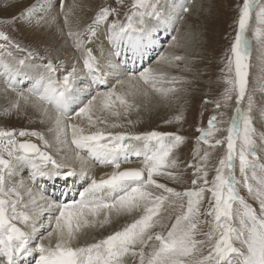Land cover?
<instances>
[{
	"label": "snow or ice",
	"instance_id": "obj_1",
	"mask_svg": "<svg viewBox=\"0 0 264 264\" xmlns=\"http://www.w3.org/2000/svg\"><path fill=\"white\" fill-rule=\"evenodd\" d=\"M116 3L123 6V0H116ZM71 11L70 8L65 13L66 25ZM188 11L189 8H182V12ZM33 12V7L25 8L13 20L27 17L30 21ZM110 16L115 18L109 21ZM153 18L168 22L158 8V0H132L123 21L119 19L117 8L104 6L99 8L84 30H69L68 36L73 38L77 50L82 51L83 69L90 78V85L105 84L107 75L102 72L93 50L87 46L97 35V26L107 25V39L115 47L113 54L116 57L123 55V62L132 59L135 63L136 58L143 60L146 47L144 38L150 30L146 21ZM237 24L230 54L227 55L225 68L221 70L228 73L224 77L227 85L222 94L224 103L205 100V103H215L216 109H220L227 107L235 95L234 113L226 129L219 126L224 123L218 118L223 117V112L212 115L207 127L196 129L199 135L196 137L193 159L199 162L188 163L187 166L193 169V187L183 192L159 183L154 177L168 175L172 179L179 178L177 173L165 170L178 167V159L173 153L185 141L184 136L156 130L113 133L97 129L86 134L83 127L68 123V120L70 115L87 117L89 127H94L96 123H107L99 119L94 122L93 113L107 112L119 117L122 109L127 114L134 107L127 97L141 92L137 87L141 82L144 95L151 90L167 98L169 93L179 91L175 85L187 82L184 77L169 75L151 66L143 67L138 72L129 70L126 79L117 81L122 87L127 84L129 91L118 92L114 86L107 91H97L86 103L81 101L82 106L73 109L72 105L77 101L75 66L70 71L66 70L61 79L56 74L64 68L63 62L54 64L49 59L44 65L45 74L36 78L27 92L17 90L19 71L9 65L3 66L5 91L11 90L16 97L3 109L5 115L12 109H18L21 101L31 104L46 120L53 122L54 129L49 128V131L63 132L66 136L71 130V144L77 149L73 159L79 163L80 174L85 179L86 157L81 152H86L87 157L98 164L111 166L113 170L99 179L92 177L90 183L79 192V199L57 202L47 201L41 196L40 199L44 200V206H41L33 186L42 191V186L38 184L40 180H63L67 183L70 177L77 175L74 164L67 163V158L57 160L31 140L16 139L17 135L36 137L45 149L49 148V141L41 132L20 130L17 133L15 130L0 129V264H18L21 257L29 256L34 258L35 264H264V163L259 162L261 157L256 150L257 129L252 114L254 98L248 92L252 41L247 36L251 30L261 49H264V0H243L239 6ZM0 41H4L0 43V49L4 51L9 47H20L2 31ZM170 43L178 46L177 37L171 36ZM8 55L12 53L8 52ZM36 55L28 51L17 64L23 66L26 60ZM183 60V55L161 54L157 63L167 61L172 66V62ZM261 60L264 62V55ZM175 66L178 67V63ZM114 67L117 66L108 64L110 70ZM165 84L169 86L164 87ZM245 100L246 108L241 107ZM181 119V115L175 117L176 121ZM110 126L122 127L117 123ZM220 132H226V136L216 138ZM259 139L264 141V133ZM201 144L207 147L201 149ZM218 146H226V152L215 167V176L209 181L207 162L210 149ZM130 154L142 157V166L122 170L121 164L130 162ZM21 165L30 167L29 180L20 179L14 183ZM240 186L257 202L258 210L240 194ZM153 188L162 191L158 193ZM205 193H210V199L207 210L201 211ZM25 195L28 199L24 198ZM175 200L181 201L180 214L175 216L166 234L153 232L157 225L164 226L160 216L165 202L171 206ZM53 211L58 214L51 215ZM45 212L49 213L51 230L33 246L38 217ZM134 212L141 214L105 238L86 245L74 243L82 229L103 227L110 222L112 214L119 216ZM201 224L208 225V231L200 232L204 239L198 240L196 235ZM18 225H24V228ZM150 241L158 243L149 244Z\"/></svg>",
	"mask_w": 264,
	"mask_h": 264
},
{
	"label": "rangeland",
	"instance_id": "obj_2",
	"mask_svg": "<svg viewBox=\"0 0 264 264\" xmlns=\"http://www.w3.org/2000/svg\"><path fill=\"white\" fill-rule=\"evenodd\" d=\"M50 2L51 3L47 1V6L34 10L35 14L32 15L31 20L29 21L27 17L24 19L13 20L14 17H18L26 8L25 6H22L24 0H0V31L5 32L14 44L20 46L19 48L9 47L7 51L0 49V53H2L0 54V129L15 130L17 133L20 130H35L43 133L50 144V147L46 149L43 147V143L36 137H19L17 135L16 139L20 141L31 140L40 145L42 150L48 151L52 154L57 160L63 161L69 156L68 152L72 151L75 153L77 151L76 147L73 148L75 145L71 144L70 129L66 136L63 132L57 133L55 130L49 131V128L54 129L53 122L51 120H46L39 111L31 106V104H26L23 101L20 102L18 109H12L9 114H4L3 109L9 105L10 100L15 99L16 97L11 90H8L7 92L5 91L6 77L3 66L9 65L10 67H13L14 63V68H31L33 76L35 77L37 76L36 73L38 71L45 72L44 65L49 59H51L54 64H58L62 61L64 68L56 74L58 78L62 79L65 71H70L71 68L75 66L77 72L74 81V89L76 88L77 83H86L90 85V81L84 79V77L87 76L86 70L83 69L82 51L77 50L73 38L68 36V32L70 29L73 32L84 30L87 25L91 23L99 8L104 6L117 8L119 11V19L123 21L125 14L129 11L132 0H123V6L118 5L116 0H50ZM242 3L243 0H158V8L161 11L162 16L165 17L168 22L163 23L153 18L148 19L146 23L148 26H158L154 38L159 40L164 46L160 47V51L158 52L155 45L146 42L147 36H145L144 42L146 47L144 49L143 60L141 61L139 58H136L135 63L132 62V59L123 62V55L116 57L113 54L115 47L110 44L107 39V25L100 24L97 26V35L92 37V43L87 45L93 50L94 55L97 57V61H100V59H102L101 57L108 56V54L111 53V57L113 56L112 58L114 59L115 56L116 62L123 65V68L136 72L143 67L150 66L156 61L162 52H165L167 46H172L170 44L171 36H176L178 46H172L173 52L171 55H183L185 60L172 62V66L165 64L167 67L165 72L169 75L184 77L187 82L175 85L179 91L169 93L167 98H164L161 94L151 90H148L147 95H144L143 90H141L140 93L127 97L133 103L134 107L130 109L127 114L121 109V115L119 117L111 116L107 112L93 113L94 122L99 119L106 120L107 123H96L94 127H89L87 117H84L86 119L84 120V118H78L71 115L68 123H75L80 125V127L84 125L83 127L86 134L96 131L97 129L113 133L121 131L142 133L156 130L184 136L186 138L185 141L173 153L178 159V167L165 170L177 173L179 178L172 179L168 175H158L155 176L154 179L159 183L166 184L168 187L181 192L185 189L192 188L191 181L194 178L193 169L187 165L189 162H199L194 161L193 159V149L197 146L196 137L199 135L196 129L198 127H207L209 118L214 114L218 115L220 112H223L224 115L223 117L218 118L222 119L224 123L219 126L226 129L230 125V118L233 115L236 106L235 95H233V99L228 102L227 107L222 106L220 109H216L215 103H205V100L213 102L219 100L222 105L224 103L222 94L227 87L224 82V77L227 76L228 73L221 70L225 68L227 55L230 54L229 50L236 35L239 6L242 5ZM183 7L189 8V11L182 12ZM70 8L72 11L68 15V24L66 25L65 13H68ZM114 18L115 17L110 16L109 21ZM20 21L21 23H19ZM247 36L252 41V50L249 59L250 66L248 69V92L254 98L252 114L254 126L257 129L256 150L261 157L259 162L264 163V141L259 139L260 135L264 133V62L261 60L262 55H264V49H261V46L253 37L251 30L247 32ZM0 43H4V41H0ZM28 51H32L37 55L35 58L26 60L25 65H18L17 61L23 59ZM8 52H11L12 55L9 56ZM155 52L158 53L154 56L153 54H155ZM177 63L179 65L178 67L175 66ZM186 68L190 70L186 71ZM232 75H234V71ZM18 79L20 84L18 85L17 90L27 92L29 84L33 79L25 81H22L20 77H18ZM105 79V84H91V90L80 93L77 96L76 103L72 105V108L76 109L79 106H82L81 101L86 103L87 99H89L91 95H95L97 91H107L113 86L116 87L118 92L129 91L128 85L125 84L123 89L121 85L115 83L114 80H120V78H110V76H105ZM133 84H136V82L133 81ZM139 85H143L142 82ZM168 86L169 85L167 84L164 85V87ZM241 107H247L246 100L241 104ZM177 115L182 116L180 121L175 120ZM169 120L172 122L166 123V121ZM112 123L120 124L122 127L112 128L110 126ZM224 136H226V132H220L217 133L216 138H223ZM59 144H61L60 146L63 145V148L54 150L55 145L57 146ZM65 145L66 148L64 147ZM69 146H71V149H69ZM206 147V145H200L201 149ZM225 152L226 146H218L215 149H210V157L207 162L209 181L215 176V167L218 165L219 159L225 154ZM81 155L86 157V164L89 170L91 169V173L96 170L105 169L104 171H106V174L113 170L111 166L98 164L91 158H88L86 152H81ZM201 155H203L202 151ZM133 156L134 158L130 160V157ZM67 161H69L68 158ZM129 161L141 163L142 157L130 154ZM67 163L72 164L70 161ZM124 164L125 163H122V165ZM236 165V175L239 179L238 161H236ZM23 166L24 169L22 170H20L22 165L18 167L16 177L13 181L14 183L18 182L20 179H25V181L29 180L28 169L30 167L28 165ZM19 170L20 172L18 174ZM92 177L93 176H91V178ZM90 180L91 179H87L77 182L74 179L69 178L67 183L63 180H57L55 182L43 181V184L46 185V187L42 186L43 190L41 191V194L47 196L49 201H51V199L52 201L57 202L68 201L73 199L75 195H78L79 190L85 187V184L90 183ZM69 182H72L74 185L69 184ZM40 183L41 182L38 181V184ZM63 186L68 189L67 192L62 190ZM33 187L35 188V186ZM152 190L158 193L162 191L154 188ZM239 191L240 194L245 197L247 202L258 210L257 202L249 196L246 189L240 186ZM24 198L28 199L27 195H25ZM209 199L210 193H205V199L201 205V211L207 210ZM184 202V210H186V198ZM180 203V200H175V202L169 206V202H165L164 210H162L160 216L164 226L161 227L157 225L152 229L153 232H163L166 234L167 230L174 222L175 216L182 211L179 207ZM57 214L58 213L55 211L51 213L53 216ZM140 214L141 213L139 212H134L130 215L121 214L120 217H111L110 222L103 227L90 226L84 228L82 229L79 239L74 243L78 245H86L103 239L107 235L120 230L124 225L131 223L133 219ZM201 219L210 218L202 217ZM18 226L24 228V225ZM50 230L51 227L47 229L42 236L35 239L33 241V246L35 243L39 242V238L45 237ZM206 231H208V225H199L196 239H204L199 233ZM53 243H55L54 239ZM151 243L158 242L150 241L149 244ZM147 250L148 249H146V251ZM206 253L207 246L205 247V254ZM32 261L33 262L30 264H35L34 259H32Z\"/></svg>",
	"mask_w": 264,
	"mask_h": 264
},
{
	"label": "bare ground",
	"instance_id": "obj_3",
	"mask_svg": "<svg viewBox=\"0 0 264 264\" xmlns=\"http://www.w3.org/2000/svg\"><path fill=\"white\" fill-rule=\"evenodd\" d=\"M47 1H49V3H51L50 2V0H24V3L22 4V6L24 7H26V8H28V7H33L34 8V10H38V9H40V7H43V6H47L48 5V3H47ZM195 5V4H194ZM20 9V8H19ZM33 14H35L34 12H33ZM22 21V20H21ZM21 21L19 22V23H21ZM83 23V22H82ZM19 25V24H18ZM149 27V32H148V35H147V40H146V42L147 43H151L152 45H155V47L157 48L156 50L159 52L160 50H159V48L160 47H163L164 46V44L162 45V43L159 41V40H157V39H155L154 38V36L156 35V31H157V28H158V26H148ZM75 29V28H74ZM161 37V36H160ZM104 43V42H103ZM171 44V43H170ZM170 44H169V46H170ZM105 45V44H104ZM172 45V44H171ZM174 47V46H173ZM173 49H172V46L171 47H166V50H165V52L163 53L162 52V54L163 55H168V56H170L171 54H172V51ZM158 52H155V54H153L154 56L158 53ZM101 53V52H100ZM111 54V53H110ZM110 54H108V56H103V57H101L102 59H100V66H101V70H102V72H106L107 73V75L106 76H110V78H112V77H118V78H120V80H124V79H126V76H127V73H128V71L129 70H127L126 68H123L122 66L123 65H121L120 63H117L116 62V59H115V56H114V59L111 57V55ZM103 55V54H102ZM110 60V61H109ZM9 62V61H8ZM11 63H13V62H11ZM109 63H111L112 65H116L117 67H114L113 69H109L108 68V64ZM168 65V66H170L169 65V63L167 62V61H161V62H159V63H157V59H156V61H154L150 66L151 67H153L154 69H157V70H160V71H163V72H165V70H166V65ZM14 63H13V68H14ZM15 69H17L18 71H19V77L21 78V80L22 81H25V80H32L31 82H30V84H29V87H31L32 86V83H33V81L36 79V78H38L39 76H41V75H44L45 74V72H41V71H38L37 73H36V75L37 76H33V71H32V69L31 68H28V67H24V68H22V67H15ZM78 70H79V68H78ZM132 71V70H131ZM36 72V71H35ZM80 74V73H79ZM84 75V74H83ZM82 75V76H83ZM35 78V79H34ZM84 79H86V80H89L90 81V79H89V77L87 78V77H84ZM107 79V78H106ZM105 79V80H106ZM4 80V79H3ZM112 81V80H111ZM115 81V83L116 84H119V83H117L116 81H118V80H114ZM5 82V81H4ZM109 83V82H108ZM114 83V84H115ZM20 84V83H19ZM110 84V83H109ZM76 85V84H75ZM120 85V84H119ZM127 85V84H126ZM118 86V85H117ZM1 87V86H0ZM122 87V86H121ZM124 87H125V85H124ZM124 87H122L123 89H124ZM137 87H139L141 90H143V85H137ZM116 88V87H115ZM127 89V88H126ZM75 90V93H76V96H78L80 93H82V92H86V91H89V90H91V86L89 85V84H86V83H77V85H76V88L74 89ZM95 90V89H94ZM93 91V90H92ZM72 118H74V117H72ZM78 118H80V117H78ZM81 118H84V117H81ZM82 120V119H81ZM80 120V121H81ZM84 120H86L85 118H84ZM84 122V121H83ZM85 122H87V121H85ZM79 123V122H78ZM173 124H175V123H173ZM80 126V125H79ZM82 126V125H81ZM84 126V125H83ZM82 126V127H83ZM84 128V127H83ZM62 139V138H61ZM63 142V141H62ZM70 142V141H69ZM54 144H55V142H54ZM66 144V143H65ZM61 144H59V145H55V148H54V150L56 149H61V148H63V145L62 146H60ZM65 148H66V145L64 146ZM70 148L69 149H71V146H69ZM75 146H73V148H74ZM63 150V149H62ZM59 151V150H58ZM68 152V151H67ZM66 153V152H65ZM69 153V156L67 157L68 158V160L72 163V164H74V166H75V168H76V171H77V175H75V176H73V177H70L71 179H74L75 181H82V180H89V179H91V176H93V177H95V178H97V179H99V178H101V176H103L104 174H105V172L106 171H104L105 169H100V170H96V171H93L92 173H91V169L89 170V168H88V166H86V168H85V171L87 172V179H85V177L83 176V175H81L80 174V165H79V163L78 162H75L74 161V159H73V157H74V152H72V151H70V152H68ZM68 155V154H67ZM63 156V155H62ZM132 158H134V156L133 157H130V160H132ZM63 159V158H62ZM69 161H67V162H69ZM135 161V160H134ZM138 162V161H137ZM142 165H141V163H136V162H128V163H125L124 165H122L121 164V169H125V168H138V167H141ZM22 169H24V166L22 165V167H21V169L20 170H22ZM20 170L18 171V174H19V172H20ZM30 172H31V169L29 168L28 169V174L30 175ZM29 175H28V177H29ZM25 180V179H24ZM39 182H41L40 183V185L41 186H45L46 187V185H44L43 184V180H40ZM75 183V182H74ZM69 184H71V185H74L72 182L70 183L69 182ZM87 186V184H85V187ZM74 188V187H73ZM84 188V187H83ZM83 188H81V190H79V192L80 191H82L83 190ZM62 190L64 191V192H67V188L65 187V186H63V188H62ZM34 192H36L35 193V196H36V199H37V202H38V204L39 205H41V206H44V200H41L40 199V197L41 196H43L42 194H41V190H36L35 188H34ZM78 192V193H79ZM77 193V194H78ZM71 196H73V195H71ZM44 198H45V200H47V201H49V199L47 198V196H43ZM73 199H79V195H75L74 197H73ZM51 201H52V199H51ZM48 216H49V213H47V212H45L43 215H41L40 217H38V220H37V230H36V239L39 237V236H42V234L43 233H45V231L47 230V229H49L50 228V226H49V223H48ZM111 217L112 218H115V217H120V215L119 216H117V215H115V214H112L111 215ZM110 217V218H111ZM30 259H31V261H30ZM32 259H34V258H32V256H29V257H21L20 258V260H18V264H30V263H32L33 261H32ZM35 261V260H34ZM35 263V262H34Z\"/></svg>",
	"mask_w": 264,
	"mask_h": 264
},
{
	"label": "water",
	"instance_id": "obj_4",
	"mask_svg": "<svg viewBox=\"0 0 264 264\" xmlns=\"http://www.w3.org/2000/svg\"><path fill=\"white\" fill-rule=\"evenodd\" d=\"M32 142V141H31ZM34 143V142H33Z\"/></svg>",
	"mask_w": 264,
	"mask_h": 264
}]
</instances>
